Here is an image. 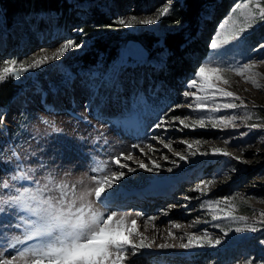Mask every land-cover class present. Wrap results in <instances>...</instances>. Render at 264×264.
<instances>
[{
    "label": "rangeland",
    "instance_id": "obj_1",
    "mask_svg": "<svg viewBox=\"0 0 264 264\" xmlns=\"http://www.w3.org/2000/svg\"><path fill=\"white\" fill-rule=\"evenodd\" d=\"M243 2L234 0L233 9ZM167 3L168 0H69L71 15L63 17L61 21H57L58 16L54 13H41L18 18L11 24L0 6V67H6L2 64L6 59L31 62L40 56L51 57L69 39L79 45L69 49L59 59H49L31 70L41 78L30 79L19 86L18 95L9 106L0 107V113L4 115V122L0 124V198L12 194L3 188L4 180L14 187L31 185L30 181L11 180V176L19 170L32 169L29 175L41 182L49 174L56 180H67L69 184L82 181V184H78V188L82 189L94 186L91 178L98 175L94 168L107 165L108 169L116 170L113 157L131 153L136 159L122 162L136 171L124 169L126 175L114 185V190L127 189L118 200L112 202L114 198H111L109 208L119 213H130L126 218L128 223L135 219L137 230L147 238L145 242L154 241V244L150 249L138 250L135 256L128 253L130 259L125 264H246L248 260H253L254 264H264V244L261 243L264 238H254L255 232L248 230L250 226L257 229L264 227V216L260 215L264 213V127H248L253 123L264 125V48L248 50V40L245 38L251 27L243 33L240 41L229 45L226 50L221 49L223 54H217L210 47L218 31L222 35L228 33L233 24L248 27L244 23L248 10L237 9L216 22L213 6L206 8L196 36L189 37V43H199L196 50L189 51L190 56L199 63L195 65V71L182 80V89L177 94L166 92L164 87L153 89L144 78L136 79L132 85V65L125 49L119 59L102 69L86 67L79 60L83 55L86 61L97 58L99 54L98 59L102 56L99 50L94 49L96 36L86 33V29L92 26H83L94 12L106 15L114 26L105 38L113 35L116 38L139 39L149 35L163 45L165 35L175 29L172 25H164L163 21L173 13L175 5H182L184 0H171L170 13L152 25L127 27L116 21L131 16L155 19L158 11ZM255 3L256 0H251L250 10L255 9ZM226 19L229 23L221 30L220 25ZM70 20H77L78 24ZM208 22H213V25ZM61 33L64 35L61 36ZM228 38L231 39V36ZM197 50L201 52L200 57L196 54ZM166 57V51L157 52L140 65L141 72L147 73L156 64L164 66ZM210 61L225 64L255 61L251 72L245 73V76L252 75L260 87L230 71L225 73L229 83L219 86L241 97L243 104L240 107L221 108L220 112L215 113L194 111L186 106L170 111L175 105L193 103L192 98L185 99L182 94L190 90L188 83L194 78L198 67ZM137 89L142 91L143 99L139 98ZM44 93L49 95L46 103H43ZM231 99L217 95L216 103L223 105ZM207 103L211 105L212 101ZM235 103L240 104V101ZM101 111L104 117L99 118ZM257 114L262 117H257ZM233 115L238 117L235 121L239 125L237 128L223 124L214 128L211 126L214 121L207 119ZM201 116L205 117L204 127L195 125L183 128L179 121L172 120V117H189L185 123L193 125ZM161 118L164 123L156 128ZM245 132L248 134L241 136ZM184 141L192 144V147L189 149ZM165 144L170 147H165ZM133 145L140 147L133 148ZM140 148H143V153ZM217 148L228 155L212 154V149ZM192 152L196 155H191ZM176 153L186 156L187 160H181ZM165 156L167 160L163 159ZM153 159L160 165L158 169L148 172L138 167L139 160L151 167ZM169 168L172 171H168ZM156 177L169 178L173 188L168 189V194L162 199L154 198L151 203L146 198L149 191L145 188L151 187ZM201 181L212 183L201 184ZM197 184H201L207 195L190 191ZM128 188L145 189L144 195L120 200L129 195ZM186 196L192 199H185ZM225 198H228L227 202ZM208 200L219 201V208H226L232 218H223L226 212L218 211L222 219L213 220L217 206L212 205V210H209L206 204ZM202 203L205 204L204 208H201ZM155 209L157 213H154ZM6 211L14 212L12 209ZM136 213L142 215L138 217ZM150 216L156 219L146 221ZM240 216L246 217V220H239ZM170 221L181 227L176 230ZM18 222L15 214L0 213V225H15ZM217 224L220 227H216ZM237 228L242 231H235ZM169 230L173 237L168 235ZM205 231L213 239L221 238V244L204 248L179 247L181 243H187L185 233L200 236ZM21 234L22 229L0 227V250L16 255L21 245H16L17 249H10L7 243ZM181 236L183 240L179 239ZM140 238L135 239L138 242ZM164 243L175 247H157ZM14 264H24V261L18 258Z\"/></svg>",
    "mask_w": 264,
    "mask_h": 264
},
{
    "label": "snow or ice",
    "instance_id": "obj_2",
    "mask_svg": "<svg viewBox=\"0 0 264 264\" xmlns=\"http://www.w3.org/2000/svg\"><path fill=\"white\" fill-rule=\"evenodd\" d=\"M250 3L251 0H244L243 3L236 5L232 10L233 12H236L237 9L248 10L244 18V23L248 27H244L243 24L237 27L233 24L232 29L228 33L222 35L218 31L210 44L214 52L223 54L221 49L226 50L229 45L240 41L243 33L252 26L253 21L257 19L264 20V6H262L261 0H256L254 10L249 9ZM170 11L171 0H168V3L158 11L155 19L152 17L139 19L136 16H131L128 19H118L116 23L127 27H132L136 24L152 25L158 23ZM228 23L229 20L226 19L220 25V29L223 30ZM229 35L231 39L228 38ZM73 47H79V45L74 40L69 39L51 57L44 55L32 59L31 62L6 59L2 61V64L6 65V67H0V83H4L8 78L19 79L23 73L42 66L49 59H59ZM259 48H264V44H260ZM255 63V61H251L243 64H225L210 61L201 64L194 73V78L188 83L190 90H186L182 94L185 99L192 98L193 103L175 105L170 111L185 106L194 111H211L214 113L220 112L221 108L237 109L243 104V99L236 95V93L228 91L219 85H227L229 83L225 73L231 71L236 75L244 77L245 80L251 81L259 88L260 85L253 79L252 75L245 76V73L251 72ZM17 65L19 66L16 67ZM191 89H195V91ZM217 95L232 99L230 102L220 105L216 103ZM209 100L212 101L211 105L207 103ZM237 100L240 101V104L235 103ZM187 119L189 117L183 119L172 117V120L179 121L183 128L194 127L195 125H199L200 127L205 126V117L203 116L197 118L193 125L185 123ZM207 119L214 121L211 124L214 128L218 124H223L225 127L229 125L233 128L239 127L235 123L238 119L235 115L207 117ZM240 119L244 118L241 117ZM3 122L4 115L0 113V124H3ZM163 123L164 120L161 118V122L157 123L155 127L160 128ZM248 127L253 129L264 127V125L253 123L248 125ZM247 134L246 132L241 133V136H246ZM153 139H156V137H153ZM183 143L189 149L192 147V144L187 141ZM196 143H199V141ZM164 146L170 147L168 144ZM132 147L138 148L140 146L133 145ZM140 151L143 153V148H140ZM212 154L228 155V153L218 148L212 149ZM176 155L181 160H187V157L180 153H176ZM191 155H196V153L192 152ZM135 159L131 153H121L119 156L113 157L112 163L117 166L116 170L108 169L107 165L94 168L93 171L98 173L97 176L91 178L94 186L82 189L78 188V184H82V181L69 184L67 180H56L51 174L44 177L43 182L35 180L29 175L32 172L30 168L27 171L19 170L11 176L12 181H30V186L21 185L14 187L7 180L2 181L3 188L10 190L12 194L0 198V205H3L0 206V213L15 214L19 222L15 225L5 223L0 225V227L22 229V234L14 236L7 243V247L15 249L18 244L25 246L16 255L6 254L4 250H0V264H14L18 258L23 260L24 264H125V261L130 259L128 253L135 256L138 254V250L152 248L154 241L145 242L147 238L143 237V234L137 230V221L132 219L130 224L128 223L126 218L131 215L130 213H119L109 208L111 198L116 195L114 185L118 184L126 175L124 169H127L128 172L136 171L135 168L130 167L127 163H123L122 160L133 161ZM163 159L167 160L168 157L165 156ZM151 165L150 167L143 160L138 161V167L148 172H152L160 167L154 159L151 160ZM17 168L19 169L20 166L17 165ZM168 171H172V169L169 168ZM210 183L212 181H201V184ZM201 184H197L190 191L207 195L201 188ZM185 199L190 200L192 197L186 196ZM227 200L228 198H225L226 202ZM206 204L209 206V210H212V205L217 206V211L212 216L213 220L222 219L217 214L218 211L226 212V216L223 218H232L231 213L226 208H219V201L208 200ZM204 207L205 204L202 203L201 208ZM7 209H12L14 212L8 213ZM20 213H24L25 215H19ZM136 215L139 217L142 214L136 213ZM260 215L264 216V213ZM147 219L155 220L156 217H148ZM238 219L246 220V217L240 216ZM171 226L177 229L181 227V225L175 223H172ZM216 227H220V225L217 224ZM248 230L252 232L258 231L255 226H250ZM235 231L240 232L242 229L237 228ZM168 235L173 237L174 234L169 230ZM184 235L187 236V243L179 245L182 249L215 247L221 244V238L213 239L206 231L200 236L195 233H185ZM136 237L142 238L137 242ZM179 239L183 240V236L179 237ZM261 243L264 244V241H261ZM157 247L166 249L175 247V245L164 243L157 245ZM246 264H254V261L248 260Z\"/></svg>",
    "mask_w": 264,
    "mask_h": 264
},
{
    "label": "trees",
    "instance_id": "obj_3",
    "mask_svg": "<svg viewBox=\"0 0 264 264\" xmlns=\"http://www.w3.org/2000/svg\"><path fill=\"white\" fill-rule=\"evenodd\" d=\"M85 2L87 0H78ZM234 0H184L182 5L176 4L173 13L169 18L163 21L164 25L174 26V30L168 32L164 39L163 45L159 44L157 38L149 35H144L139 40L149 51L150 58H153L157 52H167L164 66L157 64L155 68L150 67L147 73H142L140 65L131 66L130 73L133 76L131 84L134 85L136 79L144 78L148 86L153 89L164 87L166 92L177 94L181 91L182 80L187 79L194 71L195 65L199 60H194L189 51L197 49L199 43H189V37H195L200 23L202 14L210 5L213 6V15L215 21L218 22L224 19L233 10ZM264 6V0H261ZM0 6L3 8L4 15L9 24L18 18H25L29 15H38L40 13H54L58 16L57 21L63 20V17H69L71 5L69 0H0ZM69 19V18H68ZM78 24L77 20H70ZM213 25V22H208ZM64 26V24H61ZM92 26L86 29V33L96 36L94 40V49L102 53L100 59L93 58L86 61L85 55L79 58L86 67L103 68L120 57L121 51L125 48L128 37L120 38L109 34L111 29H114L108 17L100 12L92 13L87 22L83 26ZM104 38H103V37ZM246 46L248 50L257 49L260 44L264 43V20H255L251 26L250 32L246 35ZM200 57L201 52L196 51ZM41 77V76H39ZM120 90L119 86H116ZM20 87L15 84L13 78H8L4 83H0V107H7L17 96ZM116 91V90H115ZM139 97L143 99V93L139 89L136 90ZM257 117H262L257 114ZM262 226H264L262 224ZM254 238H264V227L259 228L255 232Z\"/></svg>",
    "mask_w": 264,
    "mask_h": 264
},
{
    "label": "water",
    "instance_id": "obj_4",
    "mask_svg": "<svg viewBox=\"0 0 264 264\" xmlns=\"http://www.w3.org/2000/svg\"><path fill=\"white\" fill-rule=\"evenodd\" d=\"M128 56L134 61H146L149 59L148 49L135 39H131L127 42L126 46ZM30 78H37V74L31 70L23 73L21 78L14 79L16 85L25 84Z\"/></svg>",
    "mask_w": 264,
    "mask_h": 264
},
{
    "label": "bare ground",
    "instance_id": "obj_5",
    "mask_svg": "<svg viewBox=\"0 0 264 264\" xmlns=\"http://www.w3.org/2000/svg\"><path fill=\"white\" fill-rule=\"evenodd\" d=\"M62 35H64L63 33H61V36ZM57 40V39H56ZM1 48V47H0ZM1 50V49H0ZM55 50V49H54ZM44 96H43V103H46L47 102V100H48V94L47 93H44L43 94ZM55 105V104H54ZM56 107H57V105H56ZM98 117L99 118H102V117H104V112L103 111H101V112H99V114H98ZM135 125V124H134ZM139 130V129H138ZM154 179V182H153V184H152V186L154 185H157V186H155V187H153L152 188V190H150V192H147L148 194H147V196H151V194H152V196L153 195H157L159 192H161L164 188H168V189H170V190H172V188H173V186H172V184H171V182H170V179L169 178H167V177H156V178H153ZM125 189H127V188H121V189H119V190H116V195H114V199H113V201L112 202H114V200H118V197H120L121 196V194H123L126 190ZM158 192V193H157ZM157 193V194H156ZM164 194H166V191L163 193V194H161L160 193V195L162 196V195H164ZM163 197V196H162ZM161 198V197H160ZM162 199V198H161ZM120 200H121V198H120ZM165 209V207L164 208H162L161 210H164ZM173 210H177L176 208H173ZM158 211H156V209L154 210V213H157ZM179 216H181V215H179ZM150 217H152V216H150ZM146 221H148V219H145ZM149 221H154V220H149ZM172 223H175V224H178V223H176V222H173V221H170V225H172ZM155 227H156V229L157 230H159V228H157L158 227V225H155ZM176 230H177V228H175ZM179 229V228H178ZM16 249H17V247H16Z\"/></svg>",
    "mask_w": 264,
    "mask_h": 264
}]
</instances>
